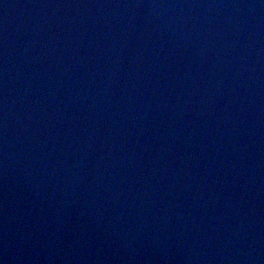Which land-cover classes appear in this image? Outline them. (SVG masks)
<instances>
[{
	"label": "water",
	"instance_id": "1",
	"mask_svg": "<svg viewBox=\"0 0 264 264\" xmlns=\"http://www.w3.org/2000/svg\"><path fill=\"white\" fill-rule=\"evenodd\" d=\"M0 264H264V0H0Z\"/></svg>",
	"mask_w": 264,
	"mask_h": 264
}]
</instances>
